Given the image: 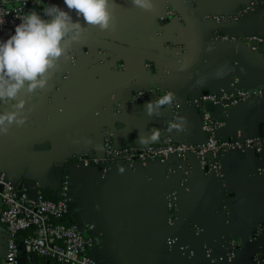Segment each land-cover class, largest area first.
<instances>
[{
    "label": "crops",
    "instance_id": "crops-1",
    "mask_svg": "<svg viewBox=\"0 0 264 264\" xmlns=\"http://www.w3.org/2000/svg\"><path fill=\"white\" fill-rule=\"evenodd\" d=\"M250 1L189 2L199 17L203 16L205 38L209 41L214 26L210 20L204 21L205 15L230 13ZM56 4L63 7V0ZM168 7L163 0H152L150 10L136 7L132 0H113L109 10L115 26L100 30L85 25L84 34L185 62L193 54L194 40L177 16L162 20ZM225 25L222 30L231 37L264 33V7L257 6L242 19ZM263 55L249 56L241 45L231 47L209 41L206 60L195 75L177 78V85L169 93L172 101L181 105L178 122L186 131L188 142L204 139L200 110L191 104L200 91L227 89L232 83L240 90H264ZM153 74L152 66L142 61L92 48L69 50L67 58L61 57L51 72L48 106L17 125L16 138L19 136L34 146L49 143L48 148L26 155L14 147L13 141L0 156V173L30 198L42 191L55 197L66 180L72 214L65 222L76 225L93 241L92 254L99 264H211L203 258L204 245L221 253L228 239L238 241L242 248L232 264H250L253 255L264 252V177L260 172L264 168V154L226 156L223 185L197 167L184 176L176 168L175 157L168 163H119L106 174L102 165H86L79 160L80 155L103 157V128L111 123L110 113L121 101L127 109L120 123L123 127L107 126L115 129L110 138L113 146L160 139L162 119L171 115L169 107L159 106L157 99L149 100V114V101L143 106L127 105L133 92L151 84ZM232 79L235 80L231 83ZM40 94L41 89L37 93L22 91L16 99L0 102V106L6 114L19 115L34 106ZM212 113L223 121L224 137L254 135L264 139V100L213 108ZM193 226L202 233H195ZM5 235L0 224V264H4ZM171 238L192 250L194 257L190 259L177 248L171 249L167 244ZM19 262L54 264L26 255H21Z\"/></svg>",
    "mask_w": 264,
    "mask_h": 264
},
{
    "label": "built area",
    "instance_id": "built-area-1",
    "mask_svg": "<svg viewBox=\"0 0 264 264\" xmlns=\"http://www.w3.org/2000/svg\"><path fill=\"white\" fill-rule=\"evenodd\" d=\"M56 2L57 0H0V20L4 21L0 24V40L7 39L11 35L15 24L19 22L18 17L23 13L31 10L42 11L47 3L56 4ZM257 6L264 7V0H251L230 16L210 15L204 17V20H211L216 24L238 21L252 13ZM171 17H176V14L168 7L165 18L162 20ZM210 42L240 44L253 54H264V33L238 38L215 33ZM251 90V93L245 92L232 83L228 89L211 91L205 95L200 91L199 96L191 104L201 113L200 127L204 133L203 141H187L186 131L181 129L178 122L181 105L172 101L163 105L169 107L171 115L162 119L160 139L154 142H134L123 147H115L110 142L113 132L107 129L104 132L103 157L80 155L78 158L86 165H102L103 174H106L111 167L119 163L130 164L134 161L145 162L147 160L168 163L175 157L176 168L183 172L184 176L197 167L208 177L214 178L223 185L224 158L233 154L244 157L253 154L262 155L264 154V139L254 135L224 137L221 134L224 127L223 121L215 117L213 113L206 111L204 105L210 104L213 108H220L230 104H244L254 98H264L263 90ZM166 93L168 92L161 91L154 86L139 88L129 103L145 104L152 99L159 101ZM177 131L182 133L180 140L186 141L187 144L175 141L179 139L176 136ZM186 153H190L192 159H187ZM260 172L264 177V168ZM68 192V182L65 180L60 185L56 200H48L41 194L30 198L26 192L18 189L4 174L0 173V224L5 228L6 234L2 244L4 264H20L21 255L50 260L54 264H99L92 254L93 241L85 236L76 225H67L64 222L72 213V199ZM174 211L173 207L171 212L174 213ZM193 229L198 235L202 233L197 226H193ZM24 233L26 235H23ZM167 244L171 249L177 248L190 259L194 257V252L185 246H180L176 238L169 239ZM241 249L238 241L228 239L221 253H214L209 246L204 245L202 254L203 258L211 264H232ZM250 264H264V252L253 255Z\"/></svg>",
    "mask_w": 264,
    "mask_h": 264
},
{
    "label": "clouds",
    "instance_id": "clouds-1",
    "mask_svg": "<svg viewBox=\"0 0 264 264\" xmlns=\"http://www.w3.org/2000/svg\"><path fill=\"white\" fill-rule=\"evenodd\" d=\"M109 3L110 0H63V7L47 3L42 11L31 10L19 16L11 35L0 40V102L14 100L22 91L37 93L44 89L59 59L67 58L69 44L85 38V25L100 30L114 27L116 21ZM132 3L143 10L152 7V0ZM3 22L0 20V24ZM172 99L169 93L157 103L163 106ZM151 106L149 101V114ZM17 115H0V134L13 121L18 125L26 123V118L18 119Z\"/></svg>",
    "mask_w": 264,
    "mask_h": 264
},
{
    "label": "water",
    "instance_id": "water-1",
    "mask_svg": "<svg viewBox=\"0 0 264 264\" xmlns=\"http://www.w3.org/2000/svg\"><path fill=\"white\" fill-rule=\"evenodd\" d=\"M112 1L113 0H110L109 4H111ZM163 1L174 11L176 16L186 25V27L188 28V30L190 31L193 37V40L196 44V52L191 62L185 63V62L171 61L162 57L161 55L151 53L147 50H143L132 45H127L112 39L97 37L87 34H84L85 38L82 41L70 43L67 51L76 48H92L98 51L110 53L118 57H124V58L142 61L144 64L152 66V72L154 73L151 80L152 86L156 87L161 91H165L169 93L172 86H174L175 84L177 85L179 80H183L184 78H186L185 76H190V74L195 75V73L200 69V67L206 60V50L209 41L212 40L215 33L227 34L226 31L222 30L223 29L222 27H226L227 25H225V23L216 24L214 21L210 20V23H212L214 26V33L211 34V36L209 37L210 39L208 41V39L205 38V33H204L205 25L204 22L202 21L203 16L199 17L198 13L194 10L193 5L191 4V2H189L191 0H163ZM242 6L243 5H240L230 13H214V14L210 13L205 15L204 17L210 15H215V16L223 15L227 17L232 15L238 8ZM204 21L208 22L206 19ZM227 23H231V22H227ZM226 44L231 47H237L240 45L235 43H226ZM246 52L248 53L249 56L262 55V53L253 54L249 52V50L247 49ZM170 76L173 77L172 78L173 80L168 81V78H170ZM177 78L180 79L178 80ZM234 80L232 79L231 83ZM189 81L195 82L196 80L189 79ZM221 89H226V88H221ZM250 90L251 89L249 90L244 89L245 92L251 93L252 90L251 91ZM255 90H262V89H255ZM51 93H52V85H51V72H50L48 84L44 89H41V94L37 102H35V105L28 107L27 110L17 115V118L18 119L28 118L30 116H33L37 112L44 110L49 104ZM207 93L208 91H202L203 95ZM134 94L135 93L133 92L132 97L134 96ZM253 100H260V99L254 98ZM261 100H264V98H261ZM121 102L122 103L119 106L118 111L114 110L113 112L110 113L111 123L107 125L108 127H113L116 129L117 127L119 128L120 126L123 127L120 123L126 117L127 109H126V103L123 101ZM127 105L131 107L132 105L143 106L144 104L127 103ZM204 108L206 109V111L212 113L213 107L210 104H205ZM0 112L1 115L6 114V111L1 106H0ZM119 124L120 126H118ZM17 125L18 124L15 123L14 121L10 124H7V131L4 132L3 134H0V156L12 145L13 141L15 142L14 147L22 151L26 155H29L32 151L36 152L43 150L44 148H48L49 143H45V145L34 146L28 141H24L23 139H20L19 136L16 138L15 135H19L17 133ZM107 126L105 125L103 130L109 129L107 128ZM113 128L112 130L111 129L109 130H111L112 132L115 131V129ZM176 133L179 135V137H181L180 135L182 133L180 131H177ZM175 141L177 143L187 144L186 141L183 140L181 141L180 139H175ZM186 158L192 159V155L190 153H186Z\"/></svg>",
    "mask_w": 264,
    "mask_h": 264
},
{
    "label": "trees",
    "instance_id": "trees-1",
    "mask_svg": "<svg viewBox=\"0 0 264 264\" xmlns=\"http://www.w3.org/2000/svg\"><path fill=\"white\" fill-rule=\"evenodd\" d=\"M41 195H42L44 198H46V199H48V200H52V201L56 200L55 198H57L56 196H55V197L50 196V195L47 194V192H45V191H42V192H41ZM64 222H65V221H64ZM65 224H67V225H71V224L66 223V222H65ZM23 235H26V233H24Z\"/></svg>",
    "mask_w": 264,
    "mask_h": 264
},
{
    "label": "bare ground",
    "instance_id": "bare-ground-1",
    "mask_svg": "<svg viewBox=\"0 0 264 264\" xmlns=\"http://www.w3.org/2000/svg\"><path fill=\"white\" fill-rule=\"evenodd\" d=\"M194 44H195V42H194ZM195 52H196V44H195V49H194V51H193L192 56L189 58V60L185 61V63H189V62L192 61V59H193V57H194V55H195Z\"/></svg>",
    "mask_w": 264,
    "mask_h": 264
},
{
    "label": "rangeland",
    "instance_id": "rangeland-1",
    "mask_svg": "<svg viewBox=\"0 0 264 264\" xmlns=\"http://www.w3.org/2000/svg\"><path fill=\"white\" fill-rule=\"evenodd\" d=\"M71 59H74L73 57H71ZM190 76H192L193 77V74H190ZM185 77H187V76H185ZM191 77V78H192ZM195 77V76H194ZM147 87H152V84H150L149 86H147Z\"/></svg>",
    "mask_w": 264,
    "mask_h": 264
}]
</instances>
